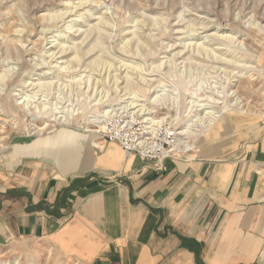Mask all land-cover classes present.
<instances>
[{"label": "rangeland", "instance_id": "374dc122", "mask_svg": "<svg viewBox=\"0 0 264 264\" xmlns=\"http://www.w3.org/2000/svg\"><path fill=\"white\" fill-rule=\"evenodd\" d=\"M129 97L151 115L123 109ZM194 105L238 114L245 135L264 130V0H0V163L59 133L108 142L120 119L164 124L176 133L168 159L187 160L219 120L208 127ZM0 264L78 263L19 238L0 245Z\"/></svg>", "mask_w": 264, "mask_h": 264}, {"label": "crops", "instance_id": "0c3cea01", "mask_svg": "<svg viewBox=\"0 0 264 264\" xmlns=\"http://www.w3.org/2000/svg\"><path fill=\"white\" fill-rule=\"evenodd\" d=\"M238 116L187 160L146 163L82 134L13 145L0 245L37 240L78 264H264V130L245 135Z\"/></svg>", "mask_w": 264, "mask_h": 264}, {"label": "built area", "instance_id": "2783aa9c", "mask_svg": "<svg viewBox=\"0 0 264 264\" xmlns=\"http://www.w3.org/2000/svg\"><path fill=\"white\" fill-rule=\"evenodd\" d=\"M103 137L105 141L118 143L126 154L137 153L146 163H161L164 159L172 158L171 154L176 150V133L164 124L161 127L151 125L141 130L127 119L115 120V124Z\"/></svg>", "mask_w": 264, "mask_h": 264}, {"label": "bare ground", "instance_id": "6f19581e", "mask_svg": "<svg viewBox=\"0 0 264 264\" xmlns=\"http://www.w3.org/2000/svg\"><path fill=\"white\" fill-rule=\"evenodd\" d=\"M84 5V4H83ZM192 34V33H191ZM190 35V34H189ZM211 35H208V37H210ZM212 36H213V34H212ZM206 37V36H205ZM219 37V36H218ZM223 37H224V35H223ZM229 36H226V38H228ZM207 38V37H206ZM211 38V37H210ZM230 38V37H229ZM233 38V37H232ZM153 39V38H152ZM230 40H232V39H230ZM233 41V40H232ZM186 47V46H185ZM203 47V46H202ZM137 48V47H136ZM97 50V49H96ZM138 50V49H137ZM181 53V52H180ZM180 53H176V54H180ZM137 54V53H136ZM180 55H182V53L180 54ZM179 56V55H178ZM214 57V56H213ZM74 59V58H73ZM167 63V62H166ZM164 64V63H163ZM165 65V64H164ZM161 69H162V67H161ZM91 83V82H90ZM130 91V90H129ZM127 94V93H126ZM132 94H130V96H131ZM232 96V95H231ZM236 96V95H235ZM162 98V96H160V95H156V96H152V97H150V99H149V104L150 105H155L157 102L159 103V101H160V99ZM127 100H128V102L126 103L127 105L123 108V109H129V110H137V108H140V109H138L137 111H138V113H142V116L143 117H145V116H148V115H151V113L149 112H145V109H144V107H143V105H141V104H139L138 105V103L139 102H142V100H134V98H126ZM209 100H213V99H209ZM209 100L208 99H205V100H203V101H206V102H209ZM236 101H235V105L237 106L238 104V106H240L241 105V103H242V99L240 100L238 97H237V99H235ZM244 103V102H243ZM210 104H212V103H210ZM209 104V105H210ZM215 104H216V102H215ZM193 107H197V108H200V110H197L198 112H203L204 110H207L206 112H205V116H204V119L206 118L207 119V124H208V127H211L219 118H220V116H217V113H215V112H213V111H209L210 109L212 110V109H214V107H210V108H207V106H204V105H202V106H198V105H194ZM243 108V107H242ZM202 109V110H201ZM124 111V110H123ZM115 112V110L114 111H112V112H109V111H106L105 112V116H103L102 118H104L105 119V117H112L113 115V113ZM115 116V115H114ZM101 117V116H100ZM203 119V118H202ZM201 119V120H202ZM203 119V120H204ZM153 121V119H149V118H147V119H144V124H147L148 123V121ZM162 123V122H161ZM201 123V122H200ZM159 124H160V122L159 123H157V121H153V123H152V125H153V127H155V126H159ZM203 125V124H202ZM205 125V124H204ZM162 126V125H161ZM160 126V127H161ZM196 126V125H195ZM192 130V129H191ZM195 134L196 133H194V134H191L190 132H188V130H186L185 128L184 129H182L181 131H180V133H178L177 134V136H179V137H182V138H185V137H188L189 136V139L191 138V137H196L195 136ZM180 141V140H179ZM181 142V141H180ZM182 144H184V145H182V147H181V149H183V151H191L192 149L190 148L191 146H190V144H185V143H182ZM188 146H190V147H188Z\"/></svg>", "mask_w": 264, "mask_h": 264}]
</instances>
